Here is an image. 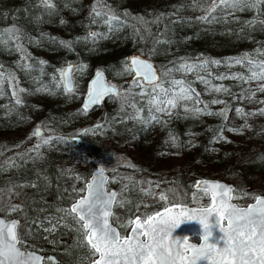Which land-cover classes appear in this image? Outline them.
I'll list each match as a JSON object with an SVG mask.
<instances>
[{
	"label": "trees",
	"instance_id": "obj_1",
	"mask_svg": "<svg viewBox=\"0 0 264 264\" xmlns=\"http://www.w3.org/2000/svg\"><path fill=\"white\" fill-rule=\"evenodd\" d=\"M53 3L55 10L51 11L39 0H0V73L5 77L13 73L19 86L28 90L21 93L23 103L16 105L12 88L5 82L0 95V129L3 127L10 132L7 128H23L34 122L35 126L43 125V135L53 137V142L42 146L39 158L35 159V151H26L34 144V138L28 139L26 132L18 134V140L15 134L0 140V167L3 169L0 185L8 182L23 185L19 188L23 210L14 213L21 224V245L26 242L39 245V252L46 258L49 253L54 254L58 264H77L80 256L88 257V249L78 247L72 233L55 230L51 234L55 245H51L42 240L44 233L33 221H38L43 214H54L57 208H69L75 194H64L65 185L74 179L80 183L87 181L93 167L77 159L78 148L71 140L73 134L83 132L86 127L80 104L86 81L100 68L107 78L116 73L118 88L127 89L131 80L123 62L130 53L146 56L160 72L185 60L198 62L202 58L221 63L210 64L208 72L171 74L173 78L191 83L199 93L202 102L199 107L208 104L211 115H193L177 108L169 117L158 114L159 123L144 125L128 119L127 113L133 110L121 111L120 101L112 97H105L98 105V115L92 121L94 125H104L108 135L92 144L96 149L94 157L99 156L98 161L103 162L102 159L115 155L122 160L119 166H131L134 175L128 182L127 197H139L138 169L157 183L166 175L170 182H177L187 191L193 190L197 178L216 177L232 183L239 191L264 193V159H261L264 157V115L259 114V109L264 108V104L259 103L264 101V92L257 91L248 98L247 90L256 89V81L216 79L217 76L248 75L245 65L228 63L245 54L264 60V55H257V50L264 52V24L260 22L264 20V12L225 13V19L207 24L197 19L203 13L190 6L192 0H107L115 11L130 15L122 17L126 20L124 27L93 44L84 39L90 31H107L103 23L91 21L95 0H53ZM137 17L147 23H139ZM248 21L254 23L249 25ZM134 27L141 28L144 39L135 34ZM17 29L19 46L31 57L29 60H22L17 42L4 36L9 30ZM155 37L161 42L155 43ZM61 41L70 42L71 48L63 46ZM40 61L46 63L41 65ZM64 62L87 65L75 76L79 87L70 96L62 94V89H56L52 81ZM22 64L31 68L26 69ZM198 75L210 80V84L202 83ZM40 84L49 85L51 92H37L35 89ZM220 85L227 91L210 90ZM146 100L147 97H135L136 106L143 109L142 116L148 115ZM213 100L225 103L212 104ZM236 108L255 114L239 115ZM222 110L226 111V118L215 114ZM68 119H73L75 124L79 122L80 128L65 127L71 121ZM12 158H16L18 166L5 167L4 162ZM35 179L37 186L32 187ZM112 212L120 224L132 217L134 206L116 204ZM43 264H51V261Z\"/></svg>",
	"mask_w": 264,
	"mask_h": 264
},
{
	"label": "snow or ice",
	"instance_id": "obj_2",
	"mask_svg": "<svg viewBox=\"0 0 264 264\" xmlns=\"http://www.w3.org/2000/svg\"><path fill=\"white\" fill-rule=\"evenodd\" d=\"M39 2L44 8L51 11L55 10L53 0H39ZM190 6L203 13L197 19L207 24L217 23L221 19H225V13L232 15L235 11L240 10L264 12V7H262L264 0H192ZM90 14L92 23H103L107 28V31L103 33L90 31L84 37L85 40H91L93 44L97 39H106L109 34H115L124 27L126 20L122 17L130 15L127 12L115 11L107 3V0H95ZM135 19L141 24L147 23L143 18L137 17ZM260 22L264 24V20ZM247 23L251 25L254 21ZM144 31L147 29L145 28ZM134 32L141 39L145 38L141 33V28L134 27ZM4 36L17 42L18 50L22 52V60L31 59L29 55L24 53L22 46H19L18 29L9 30ZM154 40L155 43L161 42L159 37H155ZM60 43L71 48L70 42L61 41ZM257 55H264V52L257 50ZM39 63L43 65L46 62L40 61ZM220 63L219 60L202 58L198 62L185 60L160 72L142 55L125 58L123 62L124 71L133 76L129 82V87L120 90L117 85L105 81L103 70L97 69L94 79L90 82L82 111L87 114L91 106L99 105L105 97H112L120 101L121 111L125 108L133 110L131 113H127L128 119L144 125L152 122L159 123L158 114L171 115L172 111L177 108H183L185 112L193 115H211L213 113L209 111L208 104H204L202 108L199 107L202 102L199 100V93L191 87V83L183 79L173 78L171 74L173 72H208L210 64ZM228 63L245 65L249 74L246 76L237 74L231 77L217 76L216 79H240L245 83L256 81V89L247 90L248 98L255 96L257 91L264 92V60H258L253 55L245 54ZM21 66L26 69L31 68V65L28 64ZM86 67L87 65L69 63L66 67L57 69L58 76L53 75L52 77L55 88L62 89L64 95L70 96L76 93L79 85L75 76H78ZM197 78L206 85L210 84V80L203 76L198 75ZM6 81L12 88L11 94L15 98V104L21 105L23 103L21 93L28 92V90L19 86V82L13 73H7L6 77L4 73H0V95L3 94V86ZM137 88L139 91H135ZM35 90L37 92H51V87L47 84H40ZM210 90L227 91L223 85L215 86ZM137 96L147 97V116H142L143 109L136 106L135 97ZM211 103L223 104L225 101L213 100ZM259 103L264 104V101H259ZM235 111L243 116L255 114L244 113L241 108H236ZM215 114L226 118L225 110ZM259 114L264 115V108L259 109ZM103 127L104 125L97 124L95 129L85 131L102 130ZM229 130L235 131V129ZM32 135L40 138L32 149L36 152L35 159L39 158V150L42 146L50 145L53 142V137L44 138L39 127ZM74 141L75 138H73ZM173 142H175L174 138ZM4 164L10 167L18 166L14 158L6 160ZM0 170H3L2 167ZM107 183L108 178L105 175V169L99 167L92 174L90 181H85V188L73 189L75 196L71 207L57 208L60 215L46 217L47 226L44 221H39V226L49 234L61 226L74 228L77 246L88 249V264H264V196L238 191L221 182L201 179L193 185L195 192L191 194L186 203L170 198L168 193L173 192V189L162 190L158 194V201L163 202L162 211L155 210L152 213L129 217L121 222V228L125 230L130 228V232L124 235L117 227L113 226L111 218L113 217V205L123 206L126 201L117 199L122 193L109 192L106 188ZM146 183L149 187L141 189V191L145 192L146 195L156 197L157 194L152 188V182L147 181ZM22 186L14 185V187ZM31 186L36 187L37 185L32 184ZM156 187H159V184ZM126 189L127 186L122 191ZM233 193L236 195L234 196ZM243 196H251L254 202L243 207L232 203L233 199H239ZM205 199L210 201L206 205V213L203 209L205 205L201 203ZM197 204L200 206H190ZM22 210L21 204L14 203L8 204L6 208H0V212L6 214ZM212 216L217 218L216 224L220 232L223 233V247L209 243V237L212 236L210 231L212 225L209 220ZM69 218L73 222L71 225L67 223ZM187 222H197L202 226L203 243L199 246L190 243L188 237H185L183 242L179 238H172L173 231ZM33 223H37V221L34 220ZM20 227V220L0 216V264H43L45 261L58 264L53 257L46 258L37 254L36 251L22 250L19 246L23 243V237L19 232ZM80 264H83V261Z\"/></svg>",
	"mask_w": 264,
	"mask_h": 264
},
{
	"label": "rangeland",
	"instance_id": "obj_3",
	"mask_svg": "<svg viewBox=\"0 0 264 264\" xmlns=\"http://www.w3.org/2000/svg\"><path fill=\"white\" fill-rule=\"evenodd\" d=\"M67 62H64L60 68L64 67ZM116 78H117L116 73H113L112 75L108 76L109 81L117 84ZM77 104H79V102ZM98 112H99L98 108L94 107L89 111V113H87V114L83 113L82 117L85 118V121L83 123L84 124L86 123V127L84 128L83 132L76 133L83 138V143L77 147L78 148L77 159L80 162L88 163L89 165H91L93 167V169L96 166L95 163L101 159L99 158V156L94 157L96 149H94L92 147V144L95 143V141H99L101 138L106 137L108 135V132L104 129L95 130V131H85L88 129H95L96 125H94V121H92V118H94L96 115H98ZM167 116L169 117V115H167ZM68 120H71V121L68 122L65 127L70 125V126H73L75 128L77 127V129L80 128V127H78V126H80L79 122L77 124H75L73 119H68ZM78 121H80V120H78ZM40 126L43 127V125H41V124H40ZM34 128H35L34 122L29 123L26 127H23V128H15V127L7 128L9 130L11 129L10 132H6L5 128L2 127L0 129V140H2L5 136L11 135V134L17 135L16 139L18 140L19 139L18 134H20V133L23 134V132H26L28 139H30V137L34 138V144H33V147H34L39 142V139H40V138L32 135L34 133ZM75 128H74V130H75ZM42 136L44 138H47L46 135L42 134ZM33 147L28 149L27 152H30L33 149ZM93 158H96V161L93 162L92 161ZM14 159L16 160V158H14ZM102 160H103L105 168L107 169V171L109 173L107 188L114 189L116 191V193H119V192L122 193V195L117 197L118 200L123 199L126 201L125 204H128V205L133 204L134 213H133L132 217L135 215L152 213L153 211L162 208L163 202L158 201V194L162 190H167L169 188L173 189V192L168 193L170 198L172 200H176V201L181 202V203H186L190 199L191 194L193 192H195V188H193V190L187 191L186 189L181 187L177 182H170L169 178H167L166 175H162V177H160L161 179L157 180L158 183L153 182V181H151V178H148L147 176L143 175L142 172L138 169L137 175L140 177L138 179V182H139V184H138V186H139L138 195H139V197H137L135 199H129L127 197V189H128V182L130 179H128V178H132L134 175L132 172L131 166L129 164L126 166H119L118 164L122 163V160L118 156H115V155H110L106 158V160H104V159H102ZM4 166L9 167L6 164ZM214 178H216V177H214ZM40 179H43V178H37V180H40ZM37 180L35 179L33 184L37 185V182H38ZM147 181L152 182V188L155 190V192L157 194L156 197L146 195L145 192L141 191V189H147L149 187V185L146 183ZM142 182H144V183H142ZM157 184H159V187H156ZM14 185L15 184H12L11 182L0 185V208H6V206L8 204H11V203H14V204H20L21 203V198L19 197L20 196V193H19L20 189L19 188H21V187H14ZM16 185H19V184H16ZM193 185H192V187H193ZM125 186H127V189L122 191V189H125ZM82 188H85V183L84 182L80 183L77 179H74L73 181H71L70 183L65 185V188L63 191H64V194L66 193V194L74 195L75 193L73 192V189L78 190V189H82ZM249 193H253L256 195H259V194L264 195V193H261L258 191H256L255 193L254 192H249ZM233 195L235 196L236 193H233ZM252 200L253 199L251 196H243L242 198H239V199H233V201L235 203H237L238 205H245L248 202H251ZM201 203L206 206L208 203H210V201L205 199ZM115 205L116 204H114L113 206H115ZM190 206L198 207L200 205L197 204V205H190ZM146 211H148V213ZM0 215L6 216V218L14 217V213L6 214L5 212H0ZM59 215H60V213H58L57 210L52 215L45 216L43 214V215H41V217L37 221V224L39 226V221H44L45 225L47 226V220L45 219L46 217H49V216L56 217ZM111 221L115 225H117L118 228L120 227V224L118 223L117 220H115L114 215L111 218ZM67 223L69 225H71L73 222L69 218ZM40 228L42 229V231L44 233L42 240H44L46 243H49L51 245H55V241L51 237V234L54 231L49 234L46 231H44V228H42V227H40ZM56 230L64 231L65 233H72L73 237L76 239V233L74 231V228H72V227L61 226V227H58ZM127 231H128V229L125 230L124 228H122L120 232L122 234L126 235ZM38 244H40V241H38ZM21 247L23 249H36L38 251H39V249H41V247L39 245L29 244L28 242L21 245ZM83 249H85V248H83ZM85 252H86V250H85ZM81 261H83V264H86V262L88 263V260L84 255L80 256L77 259V264H80Z\"/></svg>",
	"mask_w": 264,
	"mask_h": 264
},
{
	"label": "water",
	"instance_id": "obj_4",
	"mask_svg": "<svg viewBox=\"0 0 264 264\" xmlns=\"http://www.w3.org/2000/svg\"><path fill=\"white\" fill-rule=\"evenodd\" d=\"M133 56H141V54H138V53H130V54L127 56V58H129V57H133ZM142 56H144V55H142ZM144 58H146L147 60H149L146 56H144ZM149 61L155 66L156 69H158L157 66H156L151 60H149ZM69 63H71V62H69ZM69 63H67V64H69ZM67 64H65L64 67H66ZM71 64H72V63H71ZM97 69H100V68H97ZM97 69H95V70L91 73V75L88 77V79H87V82H86V90H85V93H84V95H83V97H82V99H81V105H83V103H84V101H85V99H86L87 91H88V88H89L90 82H91L92 79H94V77H95V73H96ZM129 78L132 80V79H133V76L130 75ZM104 79H105V81L110 82L111 84L117 85L116 83H113V82L109 81L105 73H104ZM97 106H98V105H94V106H91L90 108H94V107H97ZM38 127L41 129V134H42V132H43V128H42L41 126H36V127H35V130H36ZM73 138H75V141H74L73 143H74L76 146H80L81 143L83 142V138H82L80 135H78V134H74V135L71 136V140H72V141H73ZM99 167H104V164H103L102 161L97 162L95 168L91 171V173H90V175H89L87 181H90L92 174H93L94 171H95L96 169H98ZM104 169H105V167H104ZM105 175H106V177L108 178L109 174H108V172H107L106 169H105ZM201 179H206V180H209V181H212V182H221V183H223V184H225V185H227V186H231L232 188H234V186H233L232 183L227 182V181H224V180H222V179L214 178V177H202V178H198V179L195 181V183H196L197 181L201 180ZM106 188H107V185H106ZM107 190H108L109 192H116V191H115L114 189H112V188H107ZM259 195L264 196V195H262V194H259ZM253 202H254V200L251 201V202H249L248 204H251V203H253ZM72 203H73V201L70 203L69 207H71ZM232 203L238 205V204L235 203L234 201H232ZM248 204L243 205V206H247ZM238 206H240V205H238ZM243 206H241V207H243ZM198 207H199V206H198ZM112 209H113V208H112ZM159 210L162 211V208H160ZM0 216H1V215H0ZM135 216H140V215H135ZM133 217H134V216H133ZM7 219H18V218H16V217H10V218H7ZM18 220H19V219H18ZM216 220H217V218H216L215 216L210 217L209 223L212 225V228L210 229V231L212 232V236L209 237V243H210V244H215V245H217V247H223V246H224V241H223V239H222V237H223V233L220 232L219 227H218L217 224H216ZM111 223L113 224L114 227H117V229L119 230V228H118L117 225H115L112 221H111ZM128 232H130V228L128 229L127 234H128ZM127 234H126V235H127ZM192 235H197V236H199L200 240H199L198 243L193 242V241H189L190 243H192V244H194V245H197V246H199L201 243H203V241H202L203 229L201 228V226H200L199 223H197V222H187V223H183V224H181L177 229H175V230L173 231L172 238H173V239L179 238V239L181 240V242H183V240H184L185 237H190V236H192ZM19 246H20V245H19ZM20 247H21V246H20ZM21 248H22V247H21ZM22 250H24V251H36L37 254L44 256L42 252H39V251H37V250H35V249H23V248H22ZM47 257H53V258H55V260L57 261V258H56L55 255L52 254V253H49V254L47 255Z\"/></svg>",
	"mask_w": 264,
	"mask_h": 264
},
{
	"label": "flooded vegetation",
	"instance_id": "obj_5",
	"mask_svg": "<svg viewBox=\"0 0 264 264\" xmlns=\"http://www.w3.org/2000/svg\"><path fill=\"white\" fill-rule=\"evenodd\" d=\"M43 133V132H42ZM42 135V134H41ZM189 238V241H193V242H196V243H198L199 242V240H200V238H199V236H197V235H192V236H190V237H188Z\"/></svg>",
	"mask_w": 264,
	"mask_h": 264
},
{
	"label": "clouds",
	"instance_id": "obj_6",
	"mask_svg": "<svg viewBox=\"0 0 264 264\" xmlns=\"http://www.w3.org/2000/svg\"><path fill=\"white\" fill-rule=\"evenodd\" d=\"M203 209H204V211H205V213H206V206H203ZM201 228H202V226H201Z\"/></svg>",
	"mask_w": 264,
	"mask_h": 264
}]
</instances>
